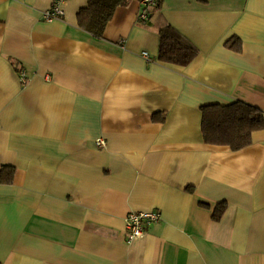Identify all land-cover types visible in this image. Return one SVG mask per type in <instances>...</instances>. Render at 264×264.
<instances>
[{
	"label": "crops",
	"instance_id": "0c3cea01",
	"mask_svg": "<svg viewBox=\"0 0 264 264\" xmlns=\"http://www.w3.org/2000/svg\"><path fill=\"white\" fill-rule=\"evenodd\" d=\"M55 1L0 0V264H264V130L237 151L201 134L203 106L264 112V0H162L144 21L131 0L102 38L77 25L87 0L45 21ZM164 25L189 65L157 59ZM138 212L160 219L128 243Z\"/></svg>",
	"mask_w": 264,
	"mask_h": 264
},
{
	"label": "trees",
	"instance_id": "16d2710c",
	"mask_svg": "<svg viewBox=\"0 0 264 264\" xmlns=\"http://www.w3.org/2000/svg\"><path fill=\"white\" fill-rule=\"evenodd\" d=\"M130 1L87 0V5L81 8L77 14V25L93 37L102 38L104 29L115 10L126 6ZM160 3L151 12L158 8ZM158 32L157 59L160 62L187 66L197 56V50L170 25L160 27ZM226 46L239 50L240 42L237 38H232L226 43ZM262 130H264V112L243 101L236 100L226 105L212 104L201 108V134L205 144L227 146L231 150L237 151L251 144L252 135ZM8 170L9 172H7ZM10 175L11 169L3 167L1 181L8 183ZM223 211L224 205L217 206L213 212V219H219Z\"/></svg>",
	"mask_w": 264,
	"mask_h": 264
},
{
	"label": "built area",
	"instance_id": "2783aa9c",
	"mask_svg": "<svg viewBox=\"0 0 264 264\" xmlns=\"http://www.w3.org/2000/svg\"><path fill=\"white\" fill-rule=\"evenodd\" d=\"M66 0H56L52 8L43 13V19L45 21H51L63 17V11L60 9V4ZM161 0H138L140 5V13L138 15L139 20H146L149 17L151 10L156 7ZM142 56L147 58V54L143 53ZM19 79L22 84L26 83L28 76L26 71L20 70ZM97 147H103L104 141L99 139L96 142ZM160 219V214L157 212H138L129 213L125 218V229L127 231V242L131 243L144 235V227L151 223L157 222Z\"/></svg>",
	"mask_w": 264,
	"mask_h": 264
}]
</instances>
